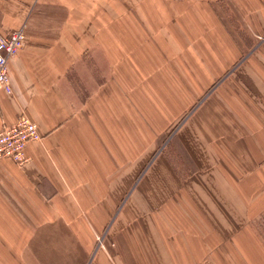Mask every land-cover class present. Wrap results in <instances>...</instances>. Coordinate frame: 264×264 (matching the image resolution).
<instances>
[{
    "label": "crops",
    "instance_id": "obj_1",
    "mask_svg": "<svg viewBox=\"0 0 264 264\" xmlns=\"http://www.w3.org/2000/svg\"><path fill=\"white\" fill-rule=\"evenodd\" d=\"M19 28L0 128L41 138L0 159V264H264V0H0Z\"/></svg>",
    "mask_w": 264,
    "mask_h": 264
},
{
    "label": "built area",
    "instance_id": "obj_2",
    "mask_svg": "<svg viewBox=\"0 0 264 264\" xmlns=\"http://www.w3.org/2000/svg\"><path fill=\"white\" fill-rule=\"evenodd\" d=\"M25 44L22 28L7 35L0 34V89L11 93L7 64L11 57ZM41 138L37 125L25 115H19L17 121L0 128V159L7 158L21 166L26 162L25 147L30 141Z\"/></svg>",
    "mask_w": 264,
    "mask_h": 264
},
{
    "label": "rangeland",
    "instance_id": "obj_3",
    "mask_svg": "<svg viewBox=\"0 0 264 264\" xmlns=\"http://www.w3.org/2000/svg\"><path fill=\"white\" fill-rule=\"evenodd\" d=\"M219 5H220V6H219V11H218V13H220V15H221L222 17L224 16V18H226V21L232 23L233 29L235 30V32L238 33V35H239L240 37H244V36H245V32L241 29V27H239V25H238L236 19L233 18V16H232V12L230 11V9H229L228 6L226 5V3H224V4H223V3H220ZM218 15H219V14H218ZM182 120H183V119H181V121H179V123H177V124L175 125L174 130H176V129L179 127V125L182 123ZM174 132H175V131H172V132H171V135L168 136V139L165 140V141H163V142L159 145L158 149L155 150V152L153 153V155H151V156H149V157L147 158L148 161L145 163V168H144V169H145V172H146L148 169H150L149 166L151 165V162H152V161L154 160V158H155L158 154H160V153L167 154L168 156L170 155V159H171V161H172L173 163H175V161H178V162H180V163L182 162L181 155H180L179 152L176 153V157H177V159L174 160V155H173V154H175V152L173 153V151H170L171 148H173V145H172V142H171V137L173 136ZM129 191H130V190H129ZM130 194H131V192L128 194V197H127V198H129ZM128 203H130V202H128ZM119 219H120V215L115 214V215H114V218L111 219L110 221H108V222L104 225V229H106L105 232H106L109 228L119 227V226H118ZM103 238H104V234L96 236L95 247H94L95 250H96V249L104 248L103 246H104L105 244L108 243L107 241H106V242H105V241L103 242Z\"/></svg>",
    "mask_w": 264,
    "mask_h": 264
}]
</instances>
